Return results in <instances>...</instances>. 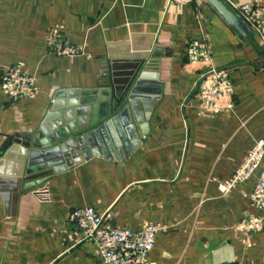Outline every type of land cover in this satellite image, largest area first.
Returning a JSON list of instances; mask_svg holds the SVG:
<instances>
[{
    "label": "crops",
    "instance_id": "0c3cea01",
    "mask_svg": "<svg viewBox=\"0 0 264 264\" xmlns=\"http://www.w3.org/2000/svg\"><path fill=\"white\" fill-rule=\"evenodd\" d=\"M52 30L82 50L55 54ZM253 37L242 39L204 0H0V78L19 63L38 86L16 98L0 86V156L9 138L38 129L58 91L65 109L96 96L84 92L102 89L113 61L151 59L161 84L149 131L127 158L96 155L22 179L0 173V264H104L70 219L81 206L115 228L157 224L151 264H264V209L250 203L256 175L228 194L217 188L264 139V42ZM189 48L208 59L193 61ZM212 69L227 78L230 112H212L198 93Z\"/></svg>",
    "mask_w": 264,
    "mask_h": 264
},
{
    "label": "water",
    "instance_id": "95a60500",
    "mask_svg": "<svg viewBox=\"0 0 264 264\" xmlns=\"http://www.w3.org/2000/svg\"><path fill=\"white\" fill-rule=\"evenodd\" d=\"M204 1L242 39L253 40V28L224 0ZM145 59L109 63L102 89L84 92L96 96L80 103L71 101L73 108L65 109L59 99L65 91H58L35 132L11 137L4 144L0 173L6 171L22 179L45 170L60 173L96 155L127 158L139 146L142 135L148 133L152 111L160 99L158 75L149 71L154 63ZM53 119L57 129L51 133ZM46 178L42 176L24 186L40 184Z\"/></svg>",
    "mask_w": 264,
    "mask_h": 264
},
{
    "label": "built area",
    "instance_id": "2783aa9c",
    "mask_svg": "<svg viewBox=\"0 0 264 264\" xmlns=\"http://www.w3.org/2000/svg\"><path fill=\"white\" fill-rule=\"evenodd\" d=\"M192 0H170L175 6H181ZM264 0H251L231 9L247 22L264 42ZM52 51L59 56H74L82 46L72 44L57 30H52L48 37ZM193 61L208 58L204 53H197L195 48L188 49ZM210 80L199 79L197 89L201 99L214 113L230 112L235 104L227 78L220 69H212ZM2 90L10 97H32L38 86L34 76L22 70V64H16L3 70L0 78ZM256 180L250 193V203L259 210L264 209V139H256L248 148L239 164L226 178L218 181L221 194H228L236 186L252 176ZM70 219L79 228L83 238L92 240L97 256L104 264H151L149 254L155 246L160 227L149 223L137 230L115 228L104 220L103 214L92 206L76 207L70 212ZM215 264H239L219 262Z\"/></svg>",
    "mask_w": 264,
    "mask_h": 264
}]
</instances>
